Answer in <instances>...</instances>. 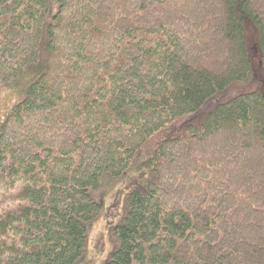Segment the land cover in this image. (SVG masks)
<instances>
[{"label": "trees", "instance_id": "obj_1", "mask_svg": "<svg viewBox=\"0 0 264 264\" xmlns=\"http://www.w3.org/2000/svg\"><path fill=\"white\" fill-rule=\"evenodd\" d=\"M0 0V264H264V0ZM105 200V199H104Z\"/></svg>", "mask_w": 264, "mask_h": 264}, {"label": "rangeland", "instance_id": "obj_2", "mask_svg": "<svg viewBox=\"0 0 264 264\" xmlns=\"http://www.w3.org/2000/svg\"><path fill=\"white\" fill-rule=\"evenodd\" d=\"M50 9L53 12L56 9L55 0H49ZM247 41L250 49V59L253 63V81L244 89L245 91L260 90L264 96V78L259 71V56L256 48V38L254 33L247 34ZM20 98L15 89L8 88L0 91V125L6 119L9 109ZM107 184L103 187L98 196L102 205L101 216L91 225L87 237V254L85 260L79 264H103L106 262L113 251L116 249L117 241L113 235V229L118 226L123 217L124 211L117 206V195L107 196L121 189L120 185L112 186ZM105 199V200H104Z\"/></svg>", "mask_w": 264, "mask_h": 264}]
</instances>
